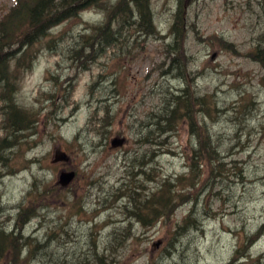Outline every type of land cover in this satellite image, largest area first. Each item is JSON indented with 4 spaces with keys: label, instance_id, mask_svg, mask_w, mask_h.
<instances>
[{
    "label": "rangeland",
    "instance_id": "rangeland-1",
    "mask_svg": "<svg viewBox=\"0 0 264 264\" xmlns=\"http://www.w3.org/2000/svg\"><path fill=\"white\" fill-rule=\"evenodd\" d=\"M151 11L101 43L122 8L87 9L14 73L29 118L13 130L0 99V264H264V0Z\"/></svg>",
    "mask_w": 264,
    "mask_h": 264
},
{
    "label": "trees",
    "instance_id": "trees-1",
    "mask_svg": "<svg viewBox=\"0 0 264 264\" xmlns=\"http://www.w3.org/2000/svg\"><path fill=\"white\" fill-rule=\"evenodd\" d=\"M117 1V3L115 2ZM150 0H17L9 12L3 14L0 19V99L9 103L6 109L7 125L13 130H19L27 126L29 114L18 109L15 102V93L17 92L16 77L14 73L21 68L28 69L26 62L30 56L33 47L43 38L50 34V31L57 25L73 19L79 18L81 13L87 9L97 8L105 10L117 6L122 8L121 16L125 17L126 22L117 23L118 29L106 31L100 34L101 43L107 40L109 43H116L120 36L124 34L126 23L137 24L133 22L136 9L139 14L138 28L145 30L142 22L148 23V28L153 29V13L149 7ZM137 16V15H136ZM138 17H136L137 19ZM119 21L122 18H116ZM110 25V24H109ZM120 25V27H119ZM107 26V25H106ZM111 26V25H110ZM122 27V28H121ZM181 28V26H180ZM129 29V28H128ZM127 29V30H128ZM150 29V30H151ZM154 30V29H153ZM151 30V31H153ZM179 29H176V34ZM21 45L17 50L14 46ZM180 106H186L182 101L183 97H177ZM177 107L167 110V116L174 115ZM8 137L2 140L5 147H9ZM180 179V178H179ZM166 183L162 184L158 194V203L161 208L166 209L171 201L172 195L168 190L164 191ZM145 224H147V215ZM150 219L152 217H149ZM186 222V221H184Z\"/></svg>",
    "mask_w": 264,
    "mask_h": 264
},
{
    "label": "water",
    "instance_id": "water-1",
    "mask_svg": "<svg viewBox=\"0 0 264 264\" xmlns=\"http://www.w3.org/2000/svg\"><path fill=\"white\" fill-rule=\"evenodd\" d=\"M125 138L122 137H115L114 139H112L111 141V145L112 147H118V146H122L124 144ZM56 160H69V156L67 155L66 152L62 151V150H58L56 152ZM74 177V173H68L65 176H60L61 178V183L63 184H68Z\"/></svg>",
    "mask_w": 264,
    "mask_h": 264
},
{
    "label": "bare ground",
    "instance_id": "bare-ground-1",
    "mask_svg": "<svg viewBox=\"0 0 264 264\" xmlns=\"http://www.w3.org/2000/svg\"><path fill=\"white\" fill-rule=\"evenodd\" d=\"M149 7L151 8V0L149 1ZM142 26H143V28L144 27H148L147 25H148V23H146V22H142V24H141ZM145 32V31H144ZM146 34H148L147 32H145ZM255 132V131H254Z\"/></svg>",
    "mask_w": 264,
    "mask_h": 264
}]
</instances>
